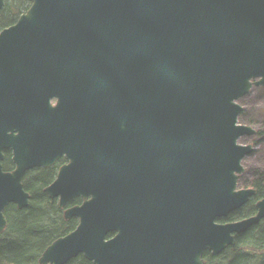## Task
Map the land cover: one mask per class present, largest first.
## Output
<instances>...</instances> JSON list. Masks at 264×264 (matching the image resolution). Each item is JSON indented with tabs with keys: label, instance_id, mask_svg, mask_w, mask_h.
Returning a JSON list of instances; mask_svg holds the SVG:
<instances>
[{
	"label": "trees",
	"instance_id": "trees-1",
	"mask_svg": "<svg viewBox=\"0 0 264 264\" xmlns=\"http://www.w3.org/2000/svg\"><path fill=\"white\" fill-rule=\"evenodd\" d=\"M259 32L264 0H0V264H54L24 189L91 213L88 264H264Z\"/></svg>",
	"mask_w": 264,
	"mask_h": 264
},
{
	"label": "rangeland",
	"instance_id": "rangeland-1",
	"mask_svg": "<svg viewBox=\"0 0 264 264\" xmlns=\"http://www.w3.org/2000/svg\"><path fill=\"white\" fill-rule=\"evenodd\" d=\"M258 34L264 40V32ZM6 80L12 88L11 77L7 75ZM22 126L20 120L21 136ZM11 203L29 238L37 240L41 226L50 230L49 245L38 251L41 258L54 264H88L96 251L98 231V223L89 211L57 199L34 195L27 189L11 197Z\"/></svg>",
	"mask_w": 264,
	"mask_h": 264
},
{
	"label": "bare ground",
	"instance_id": "bare-ground-1",
	"mask_svg": "<svg viewBox=\"0 0 264 264\" xmlns=\"http://www.w3.org/2000/svg\"><path fill=\"white\" fill-rule=\"evenodd\" d=\"M16 113H17V110H16ZM263 209V208H262ZM26 232V231H25ZM25 234H27V233H25Z\"/></svg>",
	"mask_w": 264,
	"mask_h": 264
},
{
	"label": "water",
	"instance_id": "water-1",
	"mask_svg": "<svg viewBox=\"0 0 264 264\" xmlns=\"http://www.w3.org/2000/svg\"><path fill=\"white\" fill-rule=\"evenodd\" d=\"M263 209H264V206H263ZM26 233V232H25ZM23 264H25V263H23Z\"/></svg>",
	"mask_w": 264,
	"mask_h": 264
}]
</instances>
